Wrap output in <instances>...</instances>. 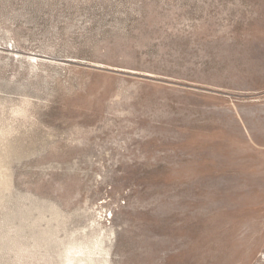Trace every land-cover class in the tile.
Returning a JSON list of instances; mask_svg holds the SVG:
<instances>
[{"label":"rangeland","instance_id":"1","mask_svg":"<svg viewBox=\"0 0 264 264\" xmlns=\"http://www.w3.org/2000/svg\"><path fill=\"white\" fill-rule=\"evenodd\" d=\"M0 264H264V0H0Z\"/></svg>","mask_w":264,"mask_h":264}]
</instances>
